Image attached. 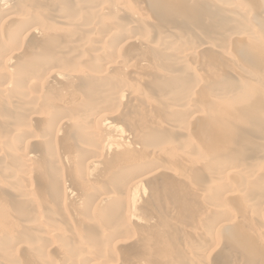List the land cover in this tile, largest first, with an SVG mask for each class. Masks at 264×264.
Masks as SVG:
<instances>
[{
	"label": "bare ground",
	"instance_id": "6f19581e",
	"mask_svg": "<svg viewBox=\"0 0 264 264\" xmlns=\"http://www.w3.org/2000/svg\"><path fill=\"white\" fill-rule=\"evenodd\" d=\"M0 264H264V0H0Z\"/></svg>",
	"mask_w": 264,
	"mask_h": 264
}]
</instances>
